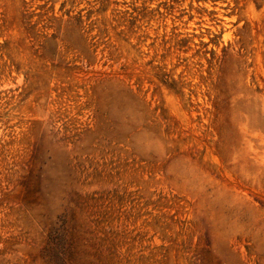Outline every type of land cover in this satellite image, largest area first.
Wrapping results in <instances>:
<instances>
[{"label": "rangeland", "instance_id": "1", "mask_svg": "<svg viewBox=\"0 0 264 264\" xmlns=\"http://www.w3.org/2000/svg\"><path fill=\"white\" fill-rule=\"evenodd\" d=\"M0 264H264V0H0Z\"/></svg>", "mask_w": 264, "mask_h": 264}]
</instances>
